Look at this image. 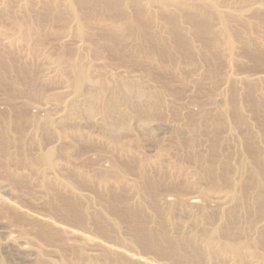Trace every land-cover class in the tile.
<instances>
[{
	"label": "rangeland",
	"instance_id": "rangeland-1",
	"mask_svg": "<svg viewBox=\"0 0 264 264\" xmlns=\"http://www.w3.org/2000/svg\"><path fill=\"white\" fill-rule=\"evenodd\" d=\"M4 1H12L11 6L13 3L14 14L12 13L11 17L16 16L18 20H26V17L32 18L33 15L38 19L39 17L45 18L43 16L45 15L43 14L44 0H0V4ZM224 4L229 9L238 6L235 3L224 2ZM75 13L79 16L76 23L71 19H66L68 17L65 15L59 17L57 14H54L52 19H44L45 22L39 19L42 22L40 25L44 24L43 27L39 25L40 29H38L37 23L33 22L36 25H33V28L40 30L38 32H41V36L32 37L31 40L25 39L10 21L3 20L4 24L0 23V33L3 37L0 38V42L3 40L0 44V52H3L7 47L15 49L13 51L15 58L12 57V60L15 59L14 62L7 64L0 60V73H6L7 76L6 80L0 81V117L4 119L0 118L2 120H0V136L2 135L0 140L2 137H6L10 146H7L9 152L5 150L8 153L1 152L5 158L0 154V264H36V260L39 261V258L52 264H130L122 254L111 255L95 246L85 244L86 241L74 240L69 234H66V237L64 233H59L52 228L54 224L122 253L135 255L149 263L184 264L165 253L146 249V244L137 240L136 237L141 233L150 234L149 232L152 235L168 232L171 237L181 236L183 238H187L188 235L199 236L200 230L198 231V228L191 224V218L186 216L187 214L177 213L170 206L164 205V201L175 198L172 193L174 191L169 190L172 187L169 188L168 183L175 178L176 172L180 174L179 167L190 175L192 181L201 182L200 185L204 184L200 186L198 183V190L203 186L206 187L207 183L201 175L200 167L191 161L190 155L203 156L207 159L208 153L218 152L214 156L225 159L226 165L221 167V171L228 174L229 181L235 185V190L238 192L244 189L257 190L250 186L249 175L253 168V159L255 158L256 161L264 159V68L249 71L254 64L245 54L247 52L242 44L235 41L233 42L232 58L236 65L223 66L220 74L211 72L212 61L201 57V52L204 50L203 48H206V42L210 38L204 39L201 37L202 35L198 37L193 31V27L188 24L182 25L181 29L158 24L164 27L158 31L161 35L163 33L162 36H165V40L146 46L147 48L161 47L166 51V55L158 56L152 67H145L137 63L133 68H123L118 66L115 60V46L118 44L113 43V39H109L105 43L102 41L104 45L99 39L101 45L99 44L100 47L96 45L98 50L95 45L91 47L88 41L102 33L101 28L96 22H93V19H114L118 17L117 13H98L92 17L86 9H81L79 6L75 8ZM128 13L130 14V10ZM53 17L57 20L62 17L66 22L52 21ZM89 21L93 23L87 28L86 24ZM245 21L254 27L244 29L243 33L251 39H256L254 50L264 60V20L249 16L245 18ZM29 24L32 25V23ZM211 24L214 32L218 33L220 31L218 21H212ZM127 25L125 22L121 27L125 28ZM232 25L234 26V24ZM61 26H65L67 29V32L65 31L68 37L65 44L67 50L79 53L78 57L93 64L94 68L99 71L96 76L111 77L114 74L125 72L127 69L129 78L136 77L139 85L156 91L160 95L162 108L156 109L158 114L156 111L154 117L147 123V126H151L152 131L145 132L143 130L142 120L146 117L145 114L138 115L132 109H121L125 129L120 132L105 129L104 122L107 119L103 117L102 112L100 113V109H98L99 112H95L92 118L88 119L84 115L77 114L70 122L65 121L69 116V109H62L63 101L57 105L49 97L61 90L62 93L65 91L69 93L67 84L63 80V82L59 80L56 85L46 88V99L44 96L32 94L36 88L45 86L48 80L60 78V70L67 68L66 64H56L55 55L64 45L53 42L51 36V39L48 38L51 33L55 32V29ZM76 26H83L84 32L87 33L82 41H76L73 38ZM16 31L18 32L16 33ZM42 31L45 32L42 34ZM47 31L50 34H45ZM181 32L188 36V45L182 48L176 39L183 36ZM45 35L46 37L40 39ZM36 41H42L39 42L41 47L37 52L34 50ZM8 42H11L15 47H12ZM34 42L36 43L34 44ZM124 42L132 47L144 45L134 37ZM32 45L34 46L32 47ZM101 46L103 48L100 54V56L102 55L101 59L94 60L92 55L95 52L92 51H99ZM10 49H6L4 53L10 52L12 50ZM226 49L224 44H220L218 47L224 59H228ZM167 53H170L169 57H167ZM161 67L167 71L164 80L157 79V69L160 70ZM20 70H27L26 81L31 80L29 78L31 76L34 78V81L31 80L33 84L26 82L27 86L25 85ZM252 72L259 73L261 80L247 87L240 79ZM9 78L17 83H13L12 79L8 80ZM29 84L31 85L29 86ZM49 87L51 88L49 89ZM69 94L65 93L68 96L64 97V101L70 98ZM9 98H12V101L8 100ZM232 102L237 103V110L240 118L244 117L245 127L235 125V118L231 113V110L235 108L230 106ZM256 103H261V106L256 108ZM245 104L250 105L248 107ZM245 106L247 108H244ZM20 113L21 115H19ZM194 115L205 116L210 127L208 129L199 127L196 134L197 145L190 149L186 146L190 139L188 126L190 118ZM32 118L34 120L31 122ZM5 120L7 124L3 122ZM14 120L17 124L13 123ZM34 121L38 122L39 126ZM218 122L221 123L222 128L216 132L215 125ZM50 123L62 124L59 126L60 128L58 127L59 130H52L49 128ZM62 132L63 137H59ZM49 149L56 152L54 167L50 170L35 161L37 155L39 156ZM247 149L250 150V153ZM21 159L23 161H20ZM144 160L162 163L161 171L163 172L157 168L153 169L151 166L144 167V169L136 168V162ZM19 161L22 164L18 163ZM130 163L135 164L132 165L135 167L131 166V169L134 170L129 169V172H125V165L129 166ZM112 166L119 167L118 170L122 169V187L114 186L111 180L101 179V175H107ZM160 172L161 174H158ZM151 175L154 179H160V181L166 179L168 182L159 184L160 191L158 192L160 194L157 192L156 196L152 192L159 190V187H156V190H154L155 187L153 190L151 188L149 192L152 194H150L143 184L146 183L144 178H151ZM57 184H61L60 187ZM138 186L140 188L143 186L144 189L136 190ZM161 188L165 189L161 190ZM197 189L188 190L192 193H186L187 197L197 196L199 192ZM110 191L114 196L109 197ZM211 194L207 198L209 200H203L200 204L203 208L204 206L208 207L209 214L213 211L211 214L214 215L222 207H217L216 210L215 206L208 205L219 202L216 200L218 195H212L214 196L212 197ZM214 198L215 201H213ZM248 202L250 203V199ZM72 206L85 212L80 222L72 216L63 215L62 210ZM262 212L264 214V199ZM29 215L37 221H31L32 218ZM214 216L216 217V215ZM239 216L242 225L246 223L247 226L249 224L247 222L251 221V216L246 213ZM131 218H138L143 226H137L138 222L134 223ZM213 223V225H219L218 218H215ZM259 223L260 219L254 221L253 225L257 226ZM241 224L237 223L238 229ZM42 228H46L58 236H53L51 239L44 238L40 233ZM247 237V240L251 239L253 246L252 239L256 240L257 235L253 232ZM221 238L222 236L215 235L213 246L222 242ZM201 240H204V237H198L196 241L202 244ZM17 248L18 252L21 250V254L14 253ZM257 249L253 246L247 251L259 254L261 249ZM204 264H237V259L232 255L224 254L220 258L209 259ZM251 264H260V262L254 259Z\"/></svg>",
	"mask_w": 264,
	"mask_h": 264
},
{
	"label": "bare ground",
	"instance_id": "bare-ground-1",
	"mask_svg": "<svg viewBox=\"0 0 264 264\" xmlns=\"http://www.w3.org/2000/svg\"><path fill=\"white\" fill-rule=\"evenodd\" d=\"M11 2L12 1H4L2 4H0V20H1L0 23H3L4 22L3 20L10 21L12 25H14V28L19 32H21V35L23 34L24 38L28 40L29 39L31 40L32 37L35 36L37 37L41 36V32L40 33L38 32L40 30H37V28H33L34 25L33 22L37 23L38 25L37 27H39L40 23H42L40 22L39 19H42V17L41 18L39 17L38 19V17L33 15L31 16L32 18L26 17L28 20L27 19L18 20L16 16L11 17L14 11L12 9L13 3L11 6ZM44 2L45 3L43 7V12H44L43 14L45 15L43 16H45V18L42 19L44 22L46 21L44 19H48V18L52 19V16L54 14H57L59 17L65 15L68 17L66 19H71L76 23L79 19V16L75 13V8L77 6L81 7V9L82 8L84 10L86 9L87 13L90 14L92 17L97 15L98 13H107V14L117 13L118 17L114 19H109V18L93 19V22H96L98 26L101 28L102 33L100 32L101 34L100 35L98 34V37L94 36L95 37L93 38L95 39L94 42H92L93 39L92 40L89 39L88 41L91 47H94V45L95 46L98 45L100 47L101 45L100 41L101 42L103 41L105 43L107 42V40L113 39L112 42L118 44L117 46H115V53H116L115 60L117 62V65L123 68L125 67L127 69L133 68L134 65L137 63L142 64L145 67H152L153 64L155 63V59H157L158 56L166 55V51L161 47L147 48L146 46V45H151L153 43L157 44L165 40L164 39L165 36H162L163 33L161 35V33L158 31L164 27L158 24H164L167 27L178 28V29H181L182 25L188 24L191 27H193L194 29L193 31L196 33V35H198V37H200V35H202L201 37L204 39L209 37L210 39L206 42V48H203L204 50L201 52V57L212 61L213 68L211 72L220 74L221 68L223 66L228 67V66L236 65L235 60L232 58L233 42L235 41H238L242 44L244 50L247 52L245 54L252 60L254 64L253 65L254 68L253 67L252 69L250 68L249 71H252L253 69L261 70L264 68V60L254 50V47L256 45V39H251L243 33L244 29L254 27L251 24L247 23L245 21V18L251 16L257 19L264 20V0H224V2L235 3L238 5L230 9L225 7L223 0H212V1H208V0H44ZM129 10H130V14L128 13ZM61 19L62 17L59 20L53 17L52 21H57L60 23L66 22V20L64 21V19L62 20ZM91 21H89L86 24L87 28H89L92 25L93 22ZM212 21H218L220 25V31L218 33L214 32V28L211 24ZM125 22L128 25L127 27L122 28ZM28 23H32V25L30 26V24L28 25ZM232 24H234V26ZM42 25L44 26V24ZM38 29H40V27ZM42 30L44 29L42 28ZM52 30L54 31V29ZM66 30L67 29H65V26H61L60 28L55 29V32L51 33L52 35L48 33V31L50 30H48L45 34L47 33L50 34L48 38H50V36L53 37L52 38L53 42H56L57 44L59 43V45H64L63 47L58 46L61 48L59 49V51H57L58 53L55 55L56 64L57 65L66 64L67 68L65 70H60V75H61L59 76L60 78L58 79L54 78L55 80H50V81L48 80L47 84L44 83L45 86L43 85V87L41 88L38 87L39 89L36 88V90H34L32 94L41 97L44 96V98L46 99L47 97L45 93L46 88L48 89V86L56 85L57 81L63 80L64 82H66L67 85L66 84L65 85L68 87L70 94L67 93L66 91L62 93V90L61 92L57 90L58 93H53V94L51 93L52 95H49V97L50 100L54 101L57 105H60L63 101L62 109H69V116L67 117L68 119L65 117L66 118L65 121L70 122V120H72V118L75 115L77 116V114L84 115L88 119L92 118L95 115V112L98 111V109H100L99 110L100 113L102 112L104 114L103 117L107 119L104 122L106 125L105 129H107L108 131L114 130V132H120L125 129V121L123 114H121V109H132L138 115L145 114L146 117L142 120L143 130L145 132L149 130L152 131L151 126L150 125L147 126V123H149L151 119L154 117L155 112L157 111L156 109L160 110L162 108L160 95H158L156 91L143 88L141 85H139L136 77L129 78L127 76L128 75L127 69L125 72L114 74L111 77L96 76L99 73V71L97 70V68L96 69L94 68L93 64L85 62L82 57H78L80 55L79 53L71 52L67 50V46L65 45L67 41L66 38L68 39V37L66 36V32H67ZM18 31H16V33ZM43 32L45 31H42V34ZM181 35L183 36H179L176 39H178L177 42L179 46L182 48L188 45V36L184 35V33L182 32ZM73 36H74L73 38L76 41H82V39H84L87 36V33L84 32L83 26L81 27L76 26V30L73 33ZM43 37H46V35L42 36L40 39H43ZM133 37L137 38L144 45H141L139 47H132L126 45L124 41L130 38L133 39ZM0 38L2 39L3 37L1 36ZM2 42H0V44ZM36 42H34V44ZM39 42H37L35 46L32 45V47L34 46V50L36 52L41 47V44ZM96 42H98V44H96ZM103 42L102 44L104 45ZM14 44H16L15 41ZM220 44H224L225 47L227 48L226 50L228 52V59H224L220 54V51L218 50ZM107 45H109V43H107ZM6 49L9 50L10 48L8 49L7 47ZM6 49H4V51ZM92 49L95 50V48ZM102 49L103 48L101 46V49H99V51H96L98 50L96 46V50L92 51L95 52V54L93 53L94 55H92L94 60H99V58L102 56V55L100 56ZM14 50L12 49L10 52H6V53H4V51L0 52L1 62L2 63L6 62L7 64L8 62L9 63L14 62L15 59L12 60V57L15 58L13 53ZM169 56L170 53H167V57ZM12 69L14 70V68ZM157 70H158V74L156 73L157 79L164 80L166 76L165 74H167L166 69L164 67H161L160 70L159 68ZM20 71L24 78L25 85L27 86L26 84L27 82L26 79L28 74L27 70H20ZM258 72L260 73V71ZM252 73L244 75L240 79L241 82L245 84L247 87L261 80L259 73H253V74ZM6 78H7L6 73H0V81L6 80ZM29 78L32 81H34L33 77L29 76ZM10 79L12 78H9L8 80ZM31 80H28L27 83L32 82ZM9 82L11 83V81ZM12 82L17 83L13 79ZM30 85L31 84H29V86ZM26 86L25 88H28ZM50 88L51 87H49V89ZM65 93L69 94L70 98H67V100L64 101V97L68 96L65 95ZM11 99L9 98L8 100ZM234 103L232 102L230 104V106H233L235 108L231 110L232 111L231 113L235 118L234 123L238 127H243V126L245 127V122L243 121L244 117L240 118V115L237 110V103L236 104ZM249 105L247 106L249 107ZM255 105L256 108L260 107L261 103H256ZM247 106H245L244 108H247ZM21 113L19 115H21ZM156 113L158 114V111ZM220 114H219V118H220ZM18 118L20 119V117ZM205 118H206L205 116L200 117L195 115L190 118V124L188 123L189 126L187 125L190 130V134L188 133L190 139L188 141V144L186 145L188 148L193 149L196 147L197 145L196 134L199 127H203L204 129H208L210 127L208 126L209 123L208 121L205 120ZM6 120L3 122L5 123ZM32 120H34V118L31 119V122ZM14 122L16 123V120H14L13 123ZM19 122L21 123V121ZM10 123L12 124V121ZM34 123H37V125L39 126L38 122L34 121ZM220 124H221L220 122L216 123L215 125L216 132H218L222 128ZM60 125L50 123L49 128L52 130H59L58 127ZM62 135L63 132L59 137H63ZM7 146H9V140L6 139V137L5 138L2 137V139L0 140L1 156H3L4 152L5 153L9 152L8 149L10 146L8 148ZM5 150H7L8 152H6ZM247 151L248 153H250L249 152L250 150L247 149ZM55 153L56 152L53 149L46 150L42 154L39 153L40 155L39 156L37 155L36 157L37 159L35 158V161L38 162L37 164L39 165L41 164L46 169L50 170L51 168L54 167V157L56 155ZM208 154L209 156L207 157V159H205V157L203 156L190 155L191 161L195 165H198L200 167V170L202 172L201 175L203 179L206 180L207 185L205 184L206 186L205 188L203 186L202 189L198 190L197 186L199 182L192 181L190 175L184 172L183 168L181 167L178 168L180 174L176 172L175 178H173L169 183L166 181V179L162 180V178L164 177H162L161 178L162 181H160V179L158 180L152 178V175L151 178L149 177L148 179L147 177L144 178L146 183H143L145 189L148 192L151 191V188L153 190L154 187H155L154 190H156V187L158 188L159 184H164L165 182L169 184L168 185L169 188L172 187V189L169 190L174 191L171 192L173 193L175 198L173 200L164 201L165 202L164 205L170 206L177 213H184L185 215L187 214L186 216H189L191 218L190 220L192 221L191 224L195 225V227L198 228V231L200 230V234H198L199 235L198 237L200 238L204 237V240H201L203 245L200 242L196 241L198 240L197 235H188L187 238H183L181 236L171 237L169 236L168 232L155 233L154 235H152L151 232H149L150 234L141 233L136 237L137 240L145 243L146 249L165 253L167 254V256L177 259L184 264H204L207 260L220 258L221 256H224V254L232 255V257L236 258L237 264H251V262L254 259L258 260L260 264H264V214L262 212V204L264 199V159L262 161H256L255 158L253 159L254 160L252 162L253 168L249 175V180L251 181L250 186L257 190L250 191L248 189H244L243 191L238 192V190H235L234 188L235 185L229 181L228 174L224 171H221V167L226 165L225 159H220L219 157L214 156L215 154H218V152L208 153ZM3 157L5 158V156ZM20 161H23V159H21ZM20 161L18 163H21ZM132 165L135 164L133 163L129 166L125 165L124 167L125 172L131 169ZM136 165H137L136 168L139 169H144V167L151 166L153 169L157 168L160 171L162 170V166H163L162 163L151 162L148 160L136 162ZM117 168L119 167L114 168L112 166V168H109L110 171L114 173L112 172L110 173L109 171L107 175L106 174L101 175V179L111 180L114 186L122 187L123 184L121 179L122 169L118 170ZM132 170L134 169H131V171ZM161 172L158 174H161ZM202 177L200 176V178ZM60 185L58 186L60 187ZM138 188L140 187L138 186L136 190H139ZM141 188L144 189L143 186ZM164 189L165 188L163 189L161 188V190ZM192 189L193 191L194 189H197V191H199L198 195L192 198H188L186 193L189 194L188 192L192 191ZM158 191H160V187L159 190H156V192L154 191L155 194L154 192H152L153 195L156 196L157 194H160V192ZM110 192L111 195H109V197L114 196L113 192L112 191ZM210 194L211 196L217 194L218 197L216 196L217 198L216 200H218L219 202H215L213 203V205H211L212 203H210L208 205L212 207L215 206L214 207L215 209L217 207L218 208L222 207L219 209L220 211L218 213L214 214L216 215V217L213 214H211L213 213V211L209 214L208 207L204 206L203 208L202 205L200 204V202L203 200L205 201L209 200L207 198L208 196L210 197ZM249 199H250V203L248 202ZM213 201H215V198ZM62 213L63 215L72 216L76 218L78 222H80L81 217L85 214L84 211H82L81 209H75L73 208V206L63 209ZM242 213H246L248 216H251V221L247 222L249 224H247V226L246 223L244 224L246 227H243L244 225H242L239 221L240 219L239 215ZM189 217L188 220L190 219ZM31 218H32L31 221L33 220L37 221V219H35L34 217L31 216ZM215 218L216 219L218 218L219 225L218 224L213 225L214 224L213 220H215ZM131 219L132 221H134V223L138 222L136 225L141 227L142 223L139 221L138 218H131ZM258 219H260L259 225L254 226L253 222ZM38 220L40 221V219ZM43 221L48 222L45 220ZM237 223L241 224L239 225L241 226L239 227L240 229H238ZM52 228H54V230L59 233L62 234L64 233L65 235L69 234L70 237H72L74 240L77 239L78 241H86L85 244L89 246H95L96 248L108 254L111 255L122 254V256H124L130 264H153L151 262L150 263L147 262V260H143L142 258L136 257L135 255L122 253L120 251H117V249L93 241L73 231H68V229L64 230V228L63 229L59 228L55 226V224L52 225ZM253 232L254 234L257 235L256 240L252 239L253 246L256 250H258L257 248L261 249L259 250L260 251L259 254H256L252 251L251 252L247 251L250 247L251 249L253 248L251 244V239L247 240L248 238L247 236ZM40 233L41 236L48 239L53 238V236H58L56 233L48 231L46 228H42L40 230ZM215 235H218L219 237L222 236L221 238L222 242H220L216 246H213ZM19 251L21 252V250ZM15 252L17 254L20 253L18 252V248L17 250L14 251V253ZM80 256L82 255L80 254ZM40 259L41 258L38 259L39 261L36 260V264L37 263L52 264L46 262L45 260H40Z\"/></svg>",
	"mask_w": 264,
	"mask_h": 264
}]
</instances>
